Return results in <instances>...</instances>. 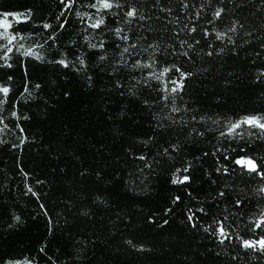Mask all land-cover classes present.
I'll return each mask as SVG.
<instances>
[{
	"label": "trees",
	"instance_id": "16d2710c",
	"mask_svg": "<svg viewBox=\"0 0 264 264\" xmlns=\"http://www.w3.org/2000/svg\"><path fill=\"white\" fill-rule=\"evenodd\" d=\"M95 3L0 0L16 36L0 37V264H264L242 246L264 236L253 231L264 178L235 163L264 165V132L227 135L230 122L264 117V0ZM132 7L144 19L129 22ZM234 21L231 40H217ZM172 65L194 73L174 94L179 112L163 99L179 73L152 75Z\"/></svg>",
	"mask_w": 264,
	"mask_h": 264
},
{
	"label": "snow or ice",
	"instance_id": "6c2138e0",
	"mask_svg": "<svg viewBox=\"0 0 264 264\" xmlns=\"http://www.w3.org/2000/svg\"><path fill=\"white\" fill-rule=\"evenodd\" d=\"M74 2H75V0H67V2H65V0H61V3L65 4L66 9H70ZM157 3H159V0H157ZM97 5H99L102 9L107 10V9H111L114 6V3H113V0H96V3L90 5V7L96 8ZM115 6L119 7L120 5L117 2L115 4ZM184 7L187 8L186 3L184 4ZM161 10L164 11L165 9H161ZM167 11L170 12L171 9H167ZM225 11H226L225 8L218 7L213 13V21H210L209 23H213L215 20L220 19ZM7 15L8 14H5V19L0 20V27L5 28V31L3 33H0V37H6L8 39V43L11 44L16 39V36L8 34L7 28L10 25H8L6 23ZM20 15H24V14H17V20H18ZM30 15H31L30 12L27 13V16H30ZM61 15H63V13H61ZM125 15H126V17L129 18V22L131 21V19H134L138 16L140 19H144V16L135 7L130 8L125 13ZM197 15H199V13H197ZM238 23H239V21H234L232 26L229 27L226 31L215 32L216 39L217 40H223L225 37H228V39L231 40V36H229V33H235L237 31L236 25ZM102 24H104V19L100 18L99 20H96L91 25V27L99 28ZM43 26L45 29L51 27V25H49V24H44ZM60 27L63 28L64 24H61ZM241 27H242V25H241ZM122 31H123V29L117 28L116 34L119 36ZM190 31L195 32L196 28L193 27L190 29ZM208 35H209V33L207 31H205V36H208ZM121 38L125 41L128 40L127 34L123 35ZM196 43H199V41H196ZM185 44H187V41H181L182 47ZM99 46L103 47V43L101 42V44ZM91 47L95 48V47H97V45L93 44V45H91ZM135 47H136L135 44L131 45L130 47H125L123 49V53H129L130 48H135ZM150 47H153V46L150 45ZM192 47H193V45H190V44L188 45L189 49H191ZM7 50L9 52L11 51L10 48H8ZM221 51H223V49H221ZM182 54L187 56L188 52H183ZM212 54L213 53L211 51L207 53V55H209V56H211ZM25 55H36L38 59L40 58L36 53L31 52V51L25 52ZM101 59H103V57H101ZM59 63H61L65 67H68V64L65 63V61H63V60L59 61ZM80 63L83 64L84 61L81 59ZM154 63H155V61H153V63H151V64L141 65L140 62L137 61L136 64L133 65V67H149V68H151V67H154ZM8 66L11 67L10 64ZM172 69H175V71L179 73V77L177 79H170L168 81V83L173 85L171 88L168 87V84H165L164 91L167 92L169 95L164 96L163 99L168 100L169 96H171V102H172V109L171 110H172V112H179L181 109L176 107V105H175L176 95H174V94H178L185 89V80H187L189 77L193 76L194 73L184 72L179 67H177L176 65H172L168 68H164L158 75L155 73H153L152 75L154 76L155 79H161V77L165 76V74L170 72ZM0 93H3L4 96L6 97L7 94L9 93V88L0 86ZM4 102L5 101L0 100V105H2ZM13 115H15V113H13ZM193 119H195V117H193ZM0 122H2V121H0ZM245 125L248 126L249 128H259L262 132H264V117L246 116V117H243L242 119H240L238 121L230 122L227 135H232L233 133H236V131L238 129H240L242 126H245ZM224 134L225 133H221V135H224ZM140 159H144V157L141 156ZM235 163L237 165L245 168L249 173H256L257 175L261 176V178H264V165L258 164L254 159L248 158V157H241L239 159H236ZM185 171H187V169H185ZM188 179H189L188 176H184L182 179L174 180L173 183H177V182L184 183ZM259 191L264 192V187H261L259 189ZM220 195H224V193L221 192ZM177 199H179V198H177ZM239 203H240V201H237L238 205H239ZM16 219L19 220V217H16ZM188 219L191 221L193 219V217L189 216ZM256 229L264 230V218L259 219L255 222L253 231H255ZM218 233H219L220 237H223L225 239L229 238V234L226 231V226L223 223L219 224ZM221 243H223V240H221ZM242 246L244 248H251L254 250L259 249L260 251H264V236H261L259 239H255V240H253V239H242Z\"/></svg>",
	"mask_w": 264,
	"mask_h": 264
},
{
	"label": "rangeland",
	"instance_id": "374dc122",
	"mask_svg": "<svg viewBox=\"0 0 264 264\" xmlns=\"http://www.w3.org/2000/svg\"><path fill=\"white\" fill-rule=\"evenodd\" d=\"M0 28H4V27H0ZM13 264H31V263H19V262H16V263H13Z\"/></svg>",
	"mask_w": 264,
	"mask_h": 264
}]
</instances>
